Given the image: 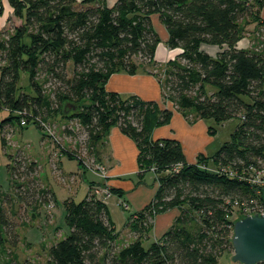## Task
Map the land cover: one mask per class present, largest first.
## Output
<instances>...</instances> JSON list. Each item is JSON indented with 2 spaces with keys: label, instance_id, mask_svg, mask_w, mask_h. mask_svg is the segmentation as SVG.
<instances>
[{
  "label": "trees",
  "instance_id": "obj_1",
  "mask_svg": "<svg viewBox=\"0 0 264 264\" xmlns=\"http://www.w3.org/2000/svg\"><path fill=\"white\" fill-rule=\"evenodd\" d=\"M7 1L22 24L7 37L0 30V109L10 111L0 121V131L14 121L20 125L22 118L44 130V120L61 114L79 122L90 155H95L118 127L137 144L143 170L139 176L152 169L160 175L152 203L135 214L139 221L130 222L131 215L127 222L135 240L121 248L110 208L90 194L95 183L89 184L81 202L65 201L69 234L50 247L48 263L221 264L222 256L234 251V204L257 212L264 209V186L253 183L257 171L264 170V41L257 50L238 47L243 36L240 22L264 8V0H116L112 6L107 0ZM4 10L0 0V16ZM155 16L168 33L167 47L179 51L164 72L155 75L163 76L167 100L205 121H239L230 141L212 157L199 156L195 165L187 163L179 142L151 137L156 127L170 123L171 110L136 97L124 99L106 88L115 74L134 76L141 68L159 66L155 58L162 40ZM204 46L220 50L212 56ZM23 72L35 96L21 90ZM41 74L53 90L46 91ZM68 104L76 110L66 113ZM70 129L66 127L64 134L72 137ZM46 137L59 144L54 136ZM69 152L58 153L77 160L81 168L83 160ZM12 163L15 196L0 190V261L33 264L21 263L14 253L21 243L20 221L25 219L18 215L57 206V197L43 188L36 161L20 153ZM51 163L65 181L62 169L53 159ZM211 165L214 171L207 169ZM172 209L180 211L179 217L162 238L145 248L154 216ZM194 215L199 223L192 229Z\"/></svg>",
  "mask_w": 264,
  "mask_h": 264
},
{
  "label": "rangeland",
  "instance_id": "obj_2",
  "mask_svg": "<svg viewBox=\"0 0 264 264\" xmlns=\"http://www.w3.org/2000/svg\"><path fill=\"white\" fill-rule=\"evenodd\" d=\"M109 5L112 6L111 3ZM159 22L160 21H158V23ZM21 24L22 21L14 17L13 11L10 12L9 6L6 5L4 15L0 16V30L5 33V37H7L8 34H12L14 29L19 27ZM240 26L242 28L243 36L238 44V47L241 49L257 50L260 46V43L264 41V8H256V13L254 16L251 18L247 17L242 20L240 22ZM162 39L164 40L163 37ZM203 49L212 56H216L220 50L219 47L209 46H204ZM171 56L172 52L168 50L166 43H163L161 45V52L158 56V61L160 62L159 66H147L146 68H141L139 73H151L154 76L163 73V68H165L169 63L166 61H168V58ZM68 71L69 77H72V63H69ZM42 75L45 76L44 74H41L39 80L45 85L46 91L49 92V89L53 90V84L49 81L46 82V78L42 77ZM19 86L23 92L35 96V93L30 86L27 73H22ZM162 98L164 103L168 101L164 90H162ZM168 104L177 109L171 101H169ZM9 114L10 111L0 109V121L5 119ZM188 114V117L193 116L196 118L195 114ZM44 122L52 131L55 140L57 139V142L59 143L58 145H56V143L53 141V137H46L48 134L46 133L45 127H43L44 130H42L37 128L35 125L30 124L29 127L22 128L17 121H14L12 127L6 128L4 132L0 131L1 192L9 194L13 197L15 196L10 180L9 165L13 164L12 162L18 154L23 153L27 159L36 161L38 163L41 169L39 176L43 188L51 189L55 193L58 202L57 206H43L38 211L28 210L26 214H23L22 212L19 213L18 216L25 219L20 221L21 223L18 232L21 237V243L16 249H14V253L17 255L21 263L29 261L33 264H49L48 252L50 247L57 241L64 239L69 234V228L65 222V199L71 198L70 200H74L76 203H79L85 199L88 192V183L82 182L78 178L82 184L81 189L77 193H69L68 190H71V187H74L75 190H78L80 187V183H77V179L74 181V175L77 173L80 175L79 172L86 170V172H90L96 177L102 179V182H104L105 178L100 173L103 171L102 168L107 170L105 165L97 164L96 158L91 157V149L88 145V137L85 135V132L79 125L78 121H67L62 117L61 114H55L48 120H44ZM208 124L210 134H214L213 136H216V144L211 146L210 150L213 151L216 149L215 152H217L224 143L230 141L232 134L239 124V121L230 120L223 123H217L213 120H210L208 121ZM66 127L71 128L70 130L72 137H69L68 135L66 136L64 134V129ZM210 128H212V130ZM58 147H60L61 150H69L73 154L77 155L78 158L83 160L82 166L80 168L81 171H79L77 160L70 159L68 156L64 155V153H61L62 156H60L58 152H61V150ZM56 154L58 155L56 156ZM51 158L53 161H55V164L64 171L67 177H65V181H63L64 177H58V175L55 174V168L51 163ZM207 169L214 171L216 167L211 165L207 167ZM87 179L92 180V177L88 174ZM70 181H72V183H70ZM103 189L109 191V185H106L105 183H95L90 194L97 197L99 196L100 198L98 197V199L107 204L111 201L113 195H108L106 190L104 191ZM97 191L100 192L98 193ZM18 208L19 207L16 206V209ZM111 209L113 211V220L116 223V231L119 233L117 247L121 248L133 242L135 240V235L127 226L128 224H125L123 217H121V213L116 212L115 208ZM243 212V208L236 207V209H234L232 212L231 218L235 221L243 219L245 217ZM127 213L129 214V212L124 214L126 217ZM156 216L157 215L154 216V219L151 222V228ZM194 217V222L191 225L192 229L196 227V223H199L198 216L194 215ZM136 221H139V218L137 215L132 214L130 222ZM145 236L146 238L143 241V245L145 248H149L152 243L156 242V235L154 231L150 229V232L145 234ZM233 256L234 251L232 253L224 254L220 260V263L234 264ZM0 264L4 263L0 261Z\"/></svg>",
  "mask_w": 264,
  "mask_h": 264
},
{
  "label": "crops",
  "instance_id": "obj_3",
  "mask_svg": "<svg viewBox=\"0 0 264 264\" xmlns=\"http://www.w3.org/2000/svg\"><path fill=\"white\" fill-rule=\"evenodd\" d=\"M2 1L4 8L6 5L9 6L7 0ZM115 2L116 0L108 1V3L112 5ZM9 10L10 12L12 11L10 6ZM158 21H160L159 17L155 16V29L160 34L162 40V43L157 49L155 58L156 62L159 64L158 56L161 52V45L167 42L169 36L164 26L161 22L158 23ZM168 50L172 52V56L169 57L166 62L174 60L179 54L178 50H171L169 48ZM106 88L109 92L118 93L124 99L136 97L146 103H156L160 110H171L173 116L170 123L165 126L156 127L151 137L153 140H174L179 142L183 148L188 164L195 165L201 155L212 157L216 153V149L213 151L210 150V147L216 144V136L210 134L208 121L193 116L188 117V113L179 111L168 104L169 100L164 103L162 98V78L159 79L151 73H138L134 76L127 73H119L110 78ZM75 156L78 157L77 155ZM91 157L96 158L97 164L105 165L109 172V178L102 182V179L90 172L81 171L78 165L79 171L81 172H79L80 175L78 173L74 175V181L77 179V183H80V187L78 190H75L74 187H71V190L68 188L70 194H73V192L77 193L81 189L82 184L78 178L82 182H87L88 187L90 183L94 182L96 184L105 183L109 185L110 196L113 195L111 201L107 203L111 215L113 216L111 208H115L116 212L121 213V217H123L125 224L132 214L144 210L152 203L160 185V175L156 171H150L144 176H139L143 170L141 171L138 163L139 149L137 144L131 138L124 135L118 127H114L110 131L103 145L99 146L97 153L91 155ZM62 172L64 173L63 170ZM88 174L92 177V180L87 179ZM70 183H72V181H70ZM89 189L90 187L88 188V192ZM70 199L71 198L65 199V201ZM126 212H129V214L127 213V217L124 215ZM179 215L180 211L178 209H172L166 213L158 214L155 217L151 229L156 235V241L162 238L170 229Z\"/></svg>",
  "mask_w": 264,
  "mask_h": 264
},
{
  "label": "water",
  "instance_id": "obj_4",
  "mask_svg": "<svg viewBox=\"0 0 264 264\" xmlns=\"http://www.w3.org/2000/svg\"><path fill=\"white\" fill-rule=\"evenodd\" d=\"M76 108L77 106L68 104L65 112L69 113ZM232 245L235 264L264 263V215L257 214L235 222Z\"/></svg>",
  "mask_w": 264,
  "mask_h": 264
},
{
  "label": "built area",
  "instance_id": "obj_5",
  "mask_svg": "<svg viewBox=\"0 0 264 264\" xmlns=\"http://www.w3.org/2000/svg\"><path fill=\"white\" fill-rule=\"evenodd\" d=\"M19 116H22L23 114H22V112H18L17 113ZM29 125V123H28V121L26 120V119H24V118H22V120L20 121V126L22 127V128H26L27 126ZM42 127H45V129H46V133L48 134V135H50V136H54L53 135V133H52V131L50 130V128L46 125V124H42ZM102 172L100 173L105 179L106 178H109V173L107 172V170H105V169H103L102 168ZM152 171L153 172H155V170L154 169H152ZM253 183H255V184H257V185H261V186H264V170H259V171H257V173H256V176H255V178H254V180H253ZM104 191L106 190V189H103ZM98 193L100 192V191H97ZM106 193L108 194V195H110V192L108 191V190H106ZM99 197V196H98ZM100 198V197H99ZM234 206L235 207H239V208H243L244 209V214H245V217L244 218H246V217H250V216H255V215H264V209H262L261 211H259V212H257V211H255V210H252V208H250V207H247L246 205H242V204H239V203H235L234 204Z\"/></svg>",
  "mask_w": 264,
  "mask_h": 264
}]
</instances>
